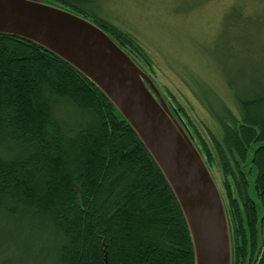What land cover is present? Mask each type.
Segmentation results:
<instances>
[{
  "label": "trees",
  "instance_id": "16d2710c",
  "mask_svg": "<svg viewBox=\"0 0 264 264\" xmlns=\"http://www.w3.org/2000/svg\"><path fill=\"white\" fill-rule=\"evenodd\" d=\"M42 1L79 9L76 0ZM92 22L142 69L135 56L152 67L133 35L100 17ZM263 101L236 98V111L213 113L218 131L208 129L236 191L225 179L232 264H252L256 255L254 264H264ZM198 141L211 161L206 141ZM27 226L45 236L42 264H194L174 195L111 102L41 45L2 34L0 264H27Z\"/></svg>",
  "mask_w": 264,
  "mask_h": 264
},
{
  "label": "rangeland",
  "instance_id": "374dc122",
  "mask_svg": "<svg viewBox=\"0 0 264 264\" xmlns=\"http://www.w3.org/2000/svg\"><path fill=\"white\" fill-rule=\"evenodd\" d=\"M76 1L80 16L103 18L144 47L152 67L134 55L136 60L207 161L198 139L206 141L212 156L207 163L228 211L224 180L233 195L236 191L231 176L223 174L208 129L218 131L213 113H224L226 106L236 111V98L264 96V0ZM59 114L75 123L68 111ZM44 239L41 229L27 226V264L43 263Z\"/></svg>",
  "mask_w": 264,
  "mask_h": 264
},
{
  "label": "water",
  "instance_id": "95a60500",
  "mask_svg": "<svg viewBox=\"0 0 264 264\" xmlns=\"http://www.w3.org/2000/svg\"><path fill=\"white\" fill-rule=\"evenodd\" d=\"M2 34L41 45L93 83L168 184L189 232L194 264H232L230 226L217 183L179 116L134 59L92 21L42 0H0Z\"/></svg>",
  "mask_w": 264,
  "mask_h": 264
}]
</instances>
